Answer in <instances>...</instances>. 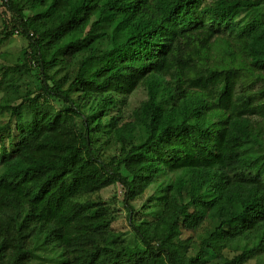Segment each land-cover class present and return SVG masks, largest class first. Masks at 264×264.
<instances>
[{
  "label": "trees",
  "instance_id": "16d2710c",
  "mask_svg": "<svg viewBox=\"0 0 264 264\" xmlns=\"http://www.w3.org/2000/svg\"><path fill=\"white\" fill-rule=\"evenodd\" d=\"M1 5L0 264H264V0Z\"/></svg>",
  "mask_w": 264,
  "mask_h": 264
},
{
  "label": "rangeland",
  "instance_id": "374dc122",
  "mask_svg": "<svg viewBox=\"0 0 264 264\" xmlns=\"http://www.w3.org/2000/svg\"><path fill=\"white\" fill-rule=\"evenodd\" d=\"M9 16L6 14L4 7L1 5L0 0V30L3 21H8ZM25 41L18 35H15L10 39L7 43H5L0 49V66H8L14 64L19 56L20 51L24 47ZM220 56H222L220 54ZM224 58V57H221ZM1 97V95H0ZM144 95L137 94L135 98L132 99V107L136 106L138 102L143 99ZM6 114H0V122L6 120ZM3 139L6 144V137ZM1 140V139H0ZM111 146V145H109ZM108 153L112 152L111 150H107ZM106 152V153H107ZM107 153V154H108ZM160 181V180H159ZM157 187L155 185L153 188L148 190L143 196L138 199L132 201L130 203L131 207L134 210L133 218L135 222L139 220H147L152 221L156 217V210L158 207L160 208L161 203L156 201L154 189ZM88 199L92 200H100L105 202L110 211H112L114 220H113V228L123 232L125 238L130 240L134 237V233L127 222L128 210L124 205L123 201V193L118 185L110 186L102 191H100L97 195L91 196ZM143 206H146L145 209ZM60 252V249L58 250ZM40 262V261H39ZM36 264V263H33Z\"/></svg>",
  "mask_w": 264,
  "mask_h": 264
}]
</instances>
